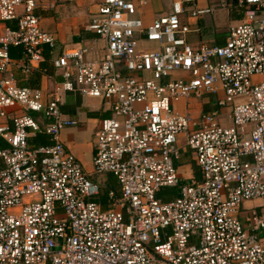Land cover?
Instances as JSON below:
<instances>
[{
    "label": "built area",
    "instance_id": "2783aa9c",
    "mask_svg": "<svg viewBox=\"0 0 264 264\" xmlns=\"http://www.w3.org/2000/svg\"><path fill=\"white\" fill-rule=\"evenodd\" d=\"M40 3L0 0V264H264V213L238 218L244 202L264 199V0H170L146 26L135 16L146 0H101L86 26L101 55L87 60L81 43L63 50L50 63L61 81L48 93L18 86L9 55L21 49L25 77L54 48ZM218 6L240 21L222 44L193 47L192 22ZM64 93L109 111L91 158L95 174L118 184L105 210L59 141L75 125L59 111ZM202 96L214 108L198 119L173 109ZM38 134L48 144L29 142ZM179 136L200 180H179ZM165 187L178 194L161 202Z\"/></svg>",
    "mask_w": 264,
    "mask_h": 264
},
{
    "label": "crops",
    "instance_id": "0c3cea01",
    "mask_svg": "<svg viewBox=\"0 0 264 264\" xmlns=\"http://www.w3.org/2000/svg\"><path fill=\"white\" fill-rule=\"evenodd\" d=\"M58 1L59 0H40V5H42L43 8L39 6L36 12L41 18L47 21L44 27L41 26L42 29L51 34L55 40L54 48L48 49L44 47L43 62L24 77L19 68V62L22 57L21 49L17 48L12 51L13 56H10L13 61L11 73L16 79L17 85L20 87L36 88L43 93L50 92L52 87L59 84L61 81L59 73L51 67V60L72 45L83 44L87 51V60L98 59L102 53V42L86 30L89 16L101 0H72L75 5L69 9L70 12H67L61 5L58 6ZM154 1L159 2L164 0H146L143 6L137 7L135 16L140 18L145 26L157 15L169 11L170 0H166L168 2L167 9L158 12L151 8V3ZM216 8L213 11H219ZM83 13L86 15L82 16ZM229 13L237 18L232 20L230 25L233 26L238 24L240 16L235 13ZM221 15V13H218L219 18H221ZM206 16L192 22L193 27L199 29L198 33H190L186 36L188 43L193 47L203 42L222 44L224 41L225 34L223 36H218L216 34H206L205 36L204 34L203 36V33H211L213 27L211 24L212 20L210 22V18ZM49 26L52 27L50 28ZM207 38H209V40L204 41L207 40ZM140 44L146 48L152 46L151 44H144L142 42H140ZM213 104L211 96H202L200 98L191 97L177 101L173 104V109L177 113H187L190 114L192 118L198 119L202 114L213 110ZM59 111L64 117L75 122L73 127L65 128L60 132L59 141L67 152L80 163L83 172L88 176L89 180L98 185V195L95 196L92 201L96 203L101 210H105L109 206V193L113 194V198L119 197L118 184L111 174H95L92 171L91 158L94 152L93 134L97 127V123L100 119L109 117V111L100 100L82 97L77 93H64L61 103L59 104ZM221 112H225V109L223 108ZM29 142L33 145H46L48 144V139L43 134H38L30 138ZM177 148L179 157L173 161V166L180 182L185 183L190 179L200 180V170L195 164L192 153L188 151L184 144L183 136L178 137ZM250 208L264 213V199L244 202L238 210V218L241 222H244V218ZM256 234L264 244V230H259Z\"/></svg>",
    "mask_w": 264,
    "mask_h": 264
},
{
    "label": "rangeland",
    "instance_id": "374dc122",
    "mask_svg": "<svg viewBox=\"0 0 264 264\" xmlns=\"http://www.w3.org/2000/svg\"><path fill=\"white\" fill-rule=\"evenodd\" d=\"M57 4H58V6L61 5L62 7H64L67 12H70L69 9L74 7V5H75L74 2H72V0H59L57 2ZM167 7H168V2L166 0L159 1V2L154 1L153 3H151V8L157 12L158 11H165L167 9ZM216 9H218L219 11H217V12L212 11V13L209 14V16H206V17L210 18V22L212 20V22H211V24L213 25L212 32L211 33L210 32L203 33V36H204V34H205V36H206V34H208V35H210V34L215 35L216 34L218 36H221V35L223 36L225 34L226 30L228 29V27L231 26L230 25L231 21L234 19H237L236 16L230 14L228 11H226L224 8H222L220 6H218ZM79 12H82V11H79ZM218 13L222 14L221 18H219ZM84 15H86V14L83 13L82 16H84ZM75 17H76V15H75ZM46 23H47V21H45V19L40 17V20H39L40 27L41 26L44 27L46 25ZM42 27H41V29H42ZM49 27L51 28L52 26H49ZM190 36L194 37L192 35H190ZM190 36H188V37H190ZM208 40H209V38H207V40H204V41H208ZM205 43H207V42H205ZM36 120L39 122L38 119H36ZM224 124L227 125V123H224ZM176 147H177V144H176ZM188 151L191 152L189 149H188Z\"/></svg>",
    "mask_w": 264,
    "mask_h": 264
},
{
    "label": "trees",
    "instance_id": "16d2710c",
    "mask_svg": "<svg viewBox=\"0 0 264 264\" xmlns=\"http://www.w3.org/2000/svg\"><path fill=\"white\" fill-rule=\"evenodd\" d=\"M6 25H10L12 27L11 24L7 23ZM13 49H17V48H11L9 50V55L13 56ZM178 194V191L176 188L174 187H165L162 188L159 192L156 193V198L159 199L161 202H168L172 199H174Z\"/></svg>",
    "mask_w": 264,
    "mask_h": 264
}]
</instances>
